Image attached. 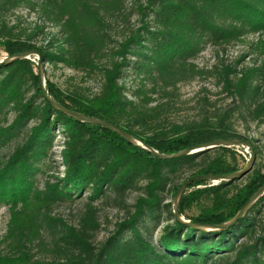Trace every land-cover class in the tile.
Instances as JSON below:
<instances>
[{"label": "trees", "instance_id": "16d2710c", "mask_svg": "<svg viewBox=\"0 0 264 264\" xmlns=\"http://www.w3.org/2000/svg\"><path fill=\"white\" fill-rule=\"evenodd\" d=\"M20 9L36 13L56 33L47 36L37 25L18 29L8 17ZM135 15L137 27L129 25ZM256 34L264 35V0H137L131 9L126 0H0V50L7 57L36 50L44 64L99 74V90L91 96L61 91L47 81L54 101L117 125L167 155L217 140H248L233 128L235 119L264 123V36L249 45L261 67L236 73L237 81L229 78L231 73L220 74L223 86L231 88L226 90L232 104L201 109L198 119L183 124L166 117L177 86L200 74L193 61L206 46L223 48ZM38 35L45 36L44 46L32 43ZM130 72L151 89L127 88ZM158 98L165 101L158 103ZM55 130L64 138V176L39 191L34 174ZM13 143L11 153L0 159V202L9 205L0 264H264V195L222 231L176 222L164 200L169 195L171 201L182 184L173 181L186 170L193 177L243 169L234 147L159 160L106 128L54 110L42 98L27 59L0 65V150ZM263 184L264 176L257 172L240 187L231 181L194 182L180 200L179 215L192 224H224ZM132 191H141L133 211L96 243L93 202L105 197L123 207ZM84 193L89 202L76 226L52 217L54 205ZM204 200L208 203L203 205ZM193 207L200 209L190 215ZM155 229H161L156 241ZM38 253L49 257L39 259Z\"/></svg>", "mask_w": 264, "mask_h": 264}, {"label": "rangeland", "instance_id": "374dc122", "mask_svg": "<svg viewBox=\"0 0 264 264\" xmlns=\"http://www.w3.org/2000/svg\"><path fill=\"white\" fill-rule=\"evenodd\" d=\"M136 3L137 0H126V6L129 9L134 7ZM138 19L139 17L135 15L130 20L129 25L137 27L139 23ZM8 22L11 24H18V29H25L26 31L32 30L35 25L42 26L44 28V34L47 36H49V34L54 35L57 31L52 25L44 23L43 19L39 18L36 13L24 9L15 11L8 17ZM260 36L264 35H249L245 40L243 39L241 42L233 43L223 48L206 46L197 59L193 61L200 70V74L194 79L177 86L176 89L178 90L175 91L172 99V108L170 107L166 112L167 119L178 124H183L198 119L201 109H223L232 104V94L226 90L231 88H229L227 83L223 86L220 74L223 71L224 74L231 73L229 78L233 81H237L240 74L235 76L236 73H242L247 68L251 67H261L262 60L252 54L249 47L250 43H254V41ZM44 38V35H38L32 40V43L38 47L44 46L46 44ZM45 40H47V38ZM4 58H7V56L2 50H0V60ZM28 61L36 74V58L32 57L28 59ZM43 67L45 85L48 81L59 87L61 91H77L86 96H91L99 90L101 79L98 73L88 74L86 72L74 71L61 64L54 65L49 63L44 64ZM125 84L127 88L131 89H136L137 87L151 89L150 83H142L141 80L137 79L131 72L130 74H127ZM162 101L165 100L160 98L157 99L158 103ZM154 104L155 103H153L152 106ZM11 119L12 116H9V122ZM32 125L33 124H30V126ZM232 125L239 134L247 136L248 140L242 141L250 143L254 152V162L251 171L243 177L231 181L234 186L240 187L246 184L252 172H257L264 176V123L256 124L248 122V125H246L242 120L235 119ZM53 137L51 146L46 150L44 159L37 163L38 170L34 174V185L39 191H43L47 184H53L57 179H61L64 176L65 169L62 163L64 138L62 137V134L56 130ZM14 144L15 143L0 150V159L11 153ZM255 147H257L258 153L255 152ZM233 149L238 156L239 164L244 168L246 163L250 160L251 149L247 147H234ZM192 174H194L192 170H186L178 175L173 183H184ZM143 184L144 183L142 182L139 186H142ZM211 184L214 183L211 182ZM200 187H202V185H199L194 189ZM140 193L141 191L127 193L125 196V205L123 207L115 206V204L112 203L111 198L100 197L93 202V205L97 208L96 218L99 224V230L95 234L96 243L105 240L115 231L116 225L127 218V211H133L131 207L134 205L136 198ZM87 197L88 193H84L81 194V197L76 198L73 201L58 202L51 209L52 217L60 219L62 223L68 227L76 226L79 214L84 210V205L89 202ZM164 200L165 202H170L169 195H165ZM207 203L206 200L202 201L203 205ZM8 208V204L0 202V235L4 234L5 226L9 218ZM199 209L200 208L198 207H193L189 212L190 215L197 214ZM160 232L161 229H155L153 231L154 241L158 239ZM45 236L47 235L45 234ZM37 257L39 259H47L49 255L38 253Z\"/></svg>", "mask_w": 264, "mask_h": 264}, {"label": "water", "instance_id": "95a60500", "mask_svg": "<svg viewBox=\"0 0 264 264\" xmlns=\"http://www.w3.org/2000/svg\"><path fill=\"white\" fill-rule=\"evenodd\" d=\"M32 57L36 58V69H37V77H38V84H39V90L41 93L42 98L50 104V106L56 110L64 114L65 116H68L69 118L88 125H94L98 127L106 128L114 133H116L118 136H120L122 139H124L127 143L138 146L147 152L150 153L153 157H156L159 160H165V159H173V158H179L182 156L194 154L206 149H213L217 147H247L251 149V156L250 160L243 169L240 171L228 174V175H205V176H194L189 178L187 181L182 183L180 187L178 188L176 194L173 196V198L170 201L171 204V212L176 222L180 224H184L188 227L202 230V231H222L226 230L228 227L232 226L237 220L242 218L247 211L264 195V184L257 189V191L248 199V201L245 203V205L238 211V213L228 222L220 225H210V224H192L189 221H185L180 215H179V204L180 200L185 193L186 189L194 182L204 181V182H212L214 184H217L219 182H228L233 181L235 179H239L249 173L252 169L253 162H254V152L253 148L250 143L242 140H217L212 141L208 143H204L201 145H198L194 148H189L183 151H180L175 154H161L154 150L153 148H150L144 144H142L139 140L135 139L132 135L128 134L124 130H122L117 125H114L108 121L88 117L86 115H83L81 113H77L74 111H71L70 109H67L66 107L58 104L56 101H54L49 95L45 88V79H44V63L42 61V57L36 50H28L22 53H19L17 55L7 57L0 60V65L6 64L9 62H13L16 60H24V59H30Z\"/></svg>", "mask_w": 264, "mask_h": 264}]
</instances>
